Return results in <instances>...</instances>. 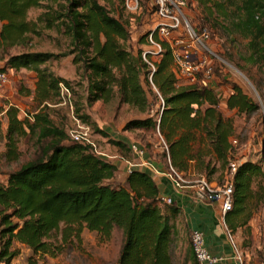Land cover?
<instances>
[{"label":"trees","instance_id":"1","mask_svg":"<svg viewBox=\"0 0 264 264\" xmlns=\"http://www.w3.org/2000/svg\"><path fill=\"white\" fill-rule=\"evenodd\" d=\"M192 1L202 5L213 2ZM221 1L236 7L230 18L233 29L248 38L253 55L264 58V0ZM122 3L125 6V0ZM214 5L223 17L228 16L223 3ZM31 9L40 10L34 19L28 17ZM0 22V70L7 74L22 68L33 71V93L21 85L19 91L31 94L38 106L23 118L13 103L0 109L6 119L3 154L8 161L16 160L18 142L27 136L39 150L35 158L0 182V264H10L20 253L14 243L31 251L27 264H38L39 258L57 256L73 240L80 243L85 229L95 232L101 242L110 239L114 228L122 231L117 264H172L173 219L180 208L161 199L149 172L134 168L123 182L117 181L114 163L96 156L88 146L70 141L47 112L49 103L61 98L62 87L69 94V82L45 65L71 56L84 78L88 105L117 96L119 103L146 113L126 120L122 130L157 132L163 142L161 155L175 172L188 176L194 171L208 181L219 168L230 172L232 163L234 127L220 111L215 90L201 77L196 83L178 85L169 43L153 29L141 33L136 40L138 48L132 49L126 22L98 0H0ZM52 29L67 38L64 52L28 49L33 35ZM151 33L162 48L155 59L143 48ZM144 53L146 60L154 63L152 73ZM143 73L147 83L151 74L157 92L154 98L161 101L157 117L149 115ZM226 106L244 113L258 108L236 84H232ZM77 109L76 116L88 123V115L81 113L79 117ZM1 125L0 121V135ZM98 132L109 136L104 130ZM108 138L120 151L128 150L122 141ZM219 172L222 176V170ZM230 174L232 208L224 214V221L236 232L246 228L251 216L264 208L262 154L258 159L236 163ZM53 235L59 240L52 241ZM189 258L195 262L191 249Z\"/></svg>","mask_w":264,"mask_h":264},{"label":"rangeland","instance_id":"2","mask_svg":"<svg viewBox=\"0 0 264 264\" xmlns=\"http://www.w3.org/2000/svg\"><path fill=\"white\" fill-rule=\"evenodd\" d=\"M105 5L113 14L126 22L131 38L129 45L132 49H137L136 40L139 35L147 30H153L158 24V18L155 13V4L153 0H138L134 3L131 0H125V6L122 0H98ZM223 3L228 16L223 17L216 9L214 3ZM185 16L192 24L206 27L209 31V39L203 42V45L197 48L210 55V65L213 67V75L210 78L209 85L215 90L220 98L219 109L231 119L234 134L230 140H236L232 143L233 149L230 154L231 162L235 164L247 159H258V155L264 154V58L253 55L248 46V38L235 31L232 27L230 18L234 14L236 7L228 2L213 0L207 5L198 4L192 0H187L185 4ZM39 9H31L28 17L34 19ZM207 19V22L205 21ZM67 38L57 33L55 30H44L39 36H32L28 49L35 51H51L62 53L65 51ZM128 45V46H129ZM144 50L152 53L155 51L152 46L146 44ZM211 52L217 56L212 57ZM210 53V54H209ZM55 75L63 77L69 84V94H62L58 97L57 103H49L47 112L51 120L59 127L64 128L68 133L76 125L75 120H80L76 116L81 113L87 114L89 122L86 123L91 128V135L98 144L101 151L108 155L110 161L114 162L119 156L110 150V135L105 137L98 130H104L111 134L118 135L121 133L122 124L133 117H144L146 113H140L136 109L126 104L119 103L118 97L115 96L109 102L96 101L88 105L85 101V81L82 73L76 69L72 63L71 56L60 57L57 60H51L46 63ZM176 73H178L176 71ZM146 82L145 73L142 74L141 80L143 88L150 102L149 115L157 114L161 108L159 97L154 98L156 89L150 81ZM232 84L238 85L243 93L255 103L258 108L250 113L238 112L236 109H228L226 99L232 91ZM20 85L26 91L35 88L34 76L31 72L21 69L18 72L8 76V82L0 88V109L13 103L19 109L20 118L34 112L38 109L36 102L32 99L31 94L19 91ZM0 121L3 123L2 134L0 135V182L5 181V176L11 171L18 169L25 162L35 158L39 150L34 141L29 136L23 137L18 142L19 156L16 160H6L4 157L3 128L5 127L4 112H0ZM84 123V122H83ZM133 138V144L148 149L152 156L161 155V146L163 142L157 132L149 130L128 131ZM71 141V140H70ZM68 140V142L70 143ZM139 143V144H138ZM111 144V143H110ZM129 150V149H128ZM143 152V150H142ZM219 167V164L216 163ZM222 170V176H220ZM229 169L224 168L212 175L219 180V185L229 180ZM117 181L123 182L125 176L123 173H117ZM264 208L254 213L248 221L246 228H238L236 232L231 231L226 225L223 231L227 235L229 243L232 241L235 249L245 257L247 254L249 262L257 259L256 264L264 260ZM180 225V224H179ZM174 234V236H173ZM171 236L170 255L172 264H196L189 258L191 249L190 236L185 230H177ZM59 236H52V241H58ZM122 244V231L114 228L108 241H98L95 232L83 230L80 243L73 240L65 245L62 252L55 257L45 256L38 259V264H117L120 247ZM20 253L12 259L10 264H27V258L31 251L18 243H14ZM234 250V249H233ZM235 253V252H234Z\"/></svg>","mask_w":264,"mask_h":264},{"label":"built area","instance_id":"3","mask_svg":"<svg viewBox=\"0 0 264 264\" xmlns=\"http://www.w3.org/2000/svg\"><path fill=\"white\" fill-rule=\"evenodd\" d=\"M137 3L138 0H131ZM155 4V13L158 18V24L154 28L157 35L167 41L172 50L174 69L179 77L185 80V84H193L201 77L207 83L211 78L210 55L206 56L197 46L203 45V42L209 39V31L206 27L197 29L189 23L185 14V0H153ZM149 45L154 49V55H158L161 51V44L152 38V33L148 37ZM148 52V51H147ZM150 53V52H148ZM152 54V53H151ZM210 54V53H209ZM212 57L217 55L211 52ZM144 59L145 53L143 54ZM147 61V60H146ZM151 68V73L155 66L152 61H147ZM151 77V74L150 76ZM8 82V74L0 70V88L4 87ZM68 94L66 88L62 87V94ZM76 125L68 133L71 141L81 143L89 147V149L98 157L109 159L99 148L91 135V128L81 120H75ZM236 143V140H231ZM130 150L138 155H142V150L135 144H130ZM262 166L264 169V154L262 156ZM236 167L234 162L230 163V170ZM134 169L133 163H128L126 173H130ZM173 176L174 185L179 190L189 188L192 190L193 197L204 203L219 202L223 215L232 208V185L230 181L225 182L222 186L211 184L204 176H196L193 178L185 177L175 172L170 167ZM162 199V198H161ZM165 203L171 204V199H162ZM190 245L196 264H218L224 261L225 257L212 254L205 242L204 234L199 229H194L190 233ZM232 248L235 252V259L238 264H244V261L232 241ZM264 264V262H263Z\"/></svg>","mask_w":264,"mask_h":264},{"label":"crops","instance_id":"4","mask_svg":"<svg viewBox=\"0 0 264 264\" xmlns=\"http://www.w3.org/2000/svg\"><path fill=\"white\" fill-rule=\"evenodd\" d=\"M1 28V22H0ZM13 52L15 49L12 50ZM1 66V62H0ZM24 69V68H22ZM21 70V69H20ZM19 70V71H20ZM27 70V69H25ZM35 76L33 71L27 70ZM18 71L8 70V76H11L13 73ZM178 85H184L185 80L179 77L178 74ZM35 80V78H34ZM10 104V103H8ZM6 106H4L5 108ZM124 124V122H123ZM122 124V126H123ZM121 126V127H122ZM3 127V123H2ZM5 131V127L3 128V132ZM107 132V131H106ZM111 138L122 141L125 143L129 150H119L117 147L109 143L111 147L110 150L114 151L117 154L118 158L114 162L117 167V173H123L126 176V167L128 163H133L134 168L139 170L147 171L151 174L157 189L158 195L162 199H171V204L176 205L180 208L179 214L173 219V233L177 230H185L190 236V233L194 229H199L204 234V239L209 251L212 254L220 255L225 257L224 261L218 264H238V261L235 259L234 251L227 239L226 233L223 231V226L226 225L224 221V215L221 210V205L219 202L213 203H204L198 201L193 197L192 190L189 188H185L183 190H179L175 187L172 173L170 172V165L165 156L159 155L158 157L152 156L148 149H143L142 146L138 145V147L143 150L142 155H138L130 150V144H132L133 138L130 136L128 131H121L120 134L115 135L107 132ZM231 141V140H230ZM139 144V143H138ZM123 151V152H122ZM109 160L110 159H106ZM191 173L188 176L189 178H193L198 176H204L200 174H195L194 171H190ZM231 172V170H230ZM229 172V173H230ZM205 177V176H204ZM206 178V177H205ZM231 178V174H229V180ZM228 180V181H229ZM209 182L213 185H219V180L216 177H211ZM180 224V225H179ZM172 233V234H173ZM174 236V234H173ZM244 264H256L257 259L253 262H249V257L246 254L243 258ZM263 261H260L258 264H263Z\"/></svg>","mask_w":264,"mask_h":264}]
</instances>
